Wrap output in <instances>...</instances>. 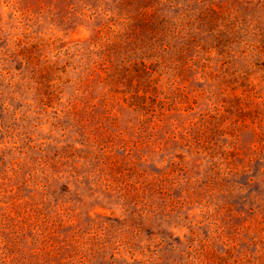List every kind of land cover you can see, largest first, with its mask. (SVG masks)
Masks as SVG:
<instances>
[{
    "label": "rangeland",
    "instance_id": "1",
    "mask_svg": "<svg viewBox=\"0 0 264 264\" xmlns=\"http://www.w3.org/2000/svg\"><path fill=\"white\" fill-rule=\"evenodd\" d=\"M0 264H264V0H0Z\"/></svg>",
    "mask_w": 264,
    "mask_h": 264
},
{
    "label": "trees",
    "instance_id": "2",
    "mask_svg": "<svg viewBox=\"0 0 264 264\" xmlns=\"http://www.w3.org/2000/svg\"><path fill=\"white\" fill-rule=\"evenodd\" d=\"M126 15V21L129 23L133 22L134 25H139L140 28L149 34L151 33V39L153 38L154 40L149 43L148 51L146 50L145 52L138 53L139 57H141L140 55H146L147 57L153 58L155 60L154 63L161 62L166 64V61L169 63L174 62V64L179 63L180 69L188 66L182 58L184 53L182 48L174 44L173 39L175 36L168 31L166 28L168 24L165 25L164 20H161L159 16L153 13L151 14L152 20H149V18L143 19L141 16ZM108 29L109 28L106 30L99 29L97 31V39L93 41V46L97 49L98 53H96V55H98L99 58L95 63L101 65L100 69L104 72L102 82L109 90L115 91L119 83V76L116 74L117 62L113 60L112 55V50L116 42L110 34H107ZM106 61L109 65H106ZM144 73H146V70H144Z\"/></svg>",
    "mask_w": 264,
    "mask_h": 264
}]
</instances>
